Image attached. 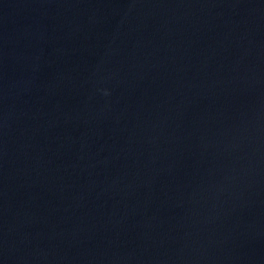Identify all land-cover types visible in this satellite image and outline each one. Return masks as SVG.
<instances>
[{
    "label": "water",
    "instance_id": "1",
    "mask_svg": "<svg viewBox=\"0 0 264 264\" xmlns=\"http://www.w3.org/2000/svg\"><path fill=\"white\" fill-rule=\"evenodd\" d=\"M0 264H264V0H0Z\"/></svg>",
    "mask_w": 264,
    "mask_h": 264
}]
</instances>
